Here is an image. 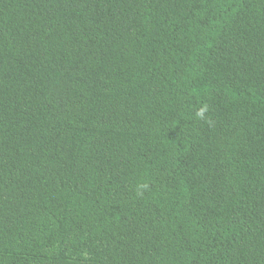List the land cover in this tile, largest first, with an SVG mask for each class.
Masks as SVG:
<instances>
[{
    "label": "trees",
    "instance_id": "16d2710c",
    "mask_svg": "<svg viewBox=\"0 0 264 264\" xmlns=\"http://www.w3.org/2000/svg\"><path fill=\"white\" fill-rule=\"evenodd\" d=\"M0 264H264V0H0Z\"/></svg>",
    "mask_w": 264,
    "mask_h": 264
}]
</instances>
